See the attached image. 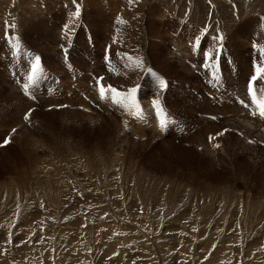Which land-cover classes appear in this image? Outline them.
<instances>
[{
	"label": "rangeland",
	"instance_id": "374dc122",
	"mask_svg": "<svg viewBox=\"0 0 264 264\" xmlns=\"http://www.w3.org/2000/svg\"><path fill=\"white\" fill-rule=\"evenodd\" d=\"M99 1L87 9L83 20L73 19L69 25L56 20L63 18L59 3L52 10L54 16L31 18L23 17L26 9L18 10L19 0H11L7 10L1 4L2 26L12 19L21 20L20 31L0 36V264H55L51 255L61 247L60 254L76 248L84 251L90 256L86 258L89 264L119 260L121 264H242L243 260L264 264V142L255 131L248 132L254 143L247 142L242 136L246 128L221 123L222 118L213 120L217 124L212 125L204 112L217 107L201 93L206 89L203 81L210 87L211 83L220 85L217 68L218 83L203 68L212 70V59L225 44L227 49L235 44L247 53L255 49L259 59L264 57V0H147L145 23L143 26L139 21L137 35L128 24L127 32L121 31L123 24L113 21L116 18L108 10L107 18L104 14L101 17L106 21L99 24ZM165 7L179 22L160 20V9ZM180 19L185 21L180 23ZM142 30L147 31V39L140 35ZM174 40L178 49L172 46ZM148 45L158 53L145 54ZM211 48L217 52L211 53ZM13 50L16 54L10 56ZM61 52L68 54L71 69H65ZM37 56L48 75L56 73L54 80L42 74L51 86L57 81L55 92L45 103L23 90L28 82L25 76L34 75ZM14 57L23 60L17 73H12L16 69ZM202 58L207 59L199 63ZM248 60L245 57L246 68L240 74L247 71ZM159 63L166 65L164 72ZM221 65L230 72L229 65ZM201 86L200 93L193 94ZM40 87L46 90L43 84ZM33 98L40 103L28 121L23 111L36 105L30 102ZM153 101H159V107ZM133 103L142 109L140 115ZM50 104L55 107L49 109ZM17 108L22 110L19 114ZM163 119L166 126L158 130L154 121ZM179 119L197 128L184 135L177 128ZM228 126L233 129L221 133ZM207 130L214 133L207 132L201 140ZM9 134L12 141L2 145ZM43 179L48 181L46 187H41ZM68 181L72 189L66 187ZM60 183L62 199L57 201L49 189ZM71 196L73 201L76 198L73 206L86 197L85 204L105 203L101 207L109 205L111 214L101 212L104 221L90 231L83 220L65 216ZM56 207L57 213L52 211ZM112 216L122 219L115 224L117 228L111 226ZM84 227L89 229L92 242L101 239L105 248L94 254L93 250L89 249L90 254L83 250L87 249L82 244L87 240L81 236ZM148 229L162 234L159 241L151 242L145 234ZM112 232L124 236L121 239L126 242L125 237L135 234L150 248L140 253L127 245L132 253L104 261V252L115 237ZM114 241L113 250L120 242ZM155 243L158 246L154 247ZM1 252L12 261L5 263Z\"/></svg>",
	"mask_w": 264,
	"mask_h": 264
},
{
	"label": "bare ground",
	"instance_id": "6f19581e",
	"mask_svg": "<svg viewBox=\"0 0 264 264\" xmlns=\"http://www.w3.org/2000/svg\"><path fill=\"white\" fill-rule=\"evenodd\" d=\"M94 1L95 0H76V2L75 3H73V0H19V6H18V10L20 9V8H22V9H26L25 10V12L26 13H22V15H23V17L24 18H31V17H34V16H39V15H49V16H54L53 14L55 13V11L53 12L52 10H54V9H56V8H54L56 5H57V3H59L58 5H60L61 7H60V11L62 12V16H63V18L61 17V19L59 18V19H56L57 21H59V22H62V23H66V24H68V23H70L71 22V20H73V19H76L77 21H79V20H83V16H84V18H85V12L87 11V9H89L90 8V6L94 3ZM105 1H107V2H105ZM100 0L99 2H100V5H101V7H102V10H101V12L99 13L100 14V18L97 20V21H99L98 23L100 24V23H103V22H105L106 21V19H104L105 17L107 18V10H108V12L111 14V16H114L115 18H113V19H115V20H113V21H115V22H119V23H121V24H123L121 27H120V30L122 31L123 29H125V31L127 32V30H126V26H127V24L132 28V31H133V34H138L137 33V31H138V29H139V21L141 22V24L144 26V23H145V20L143 19V16L144 15H146L145 14V10L143 11V9H144V7H145V4H146V1L147 0ZM10 2H11V0H0V16H2V7H1V4H2V6H3V8H6L5 10H7L8 9V7H9V5H10ZM15 2V1H14ZM61 2L63 3V5L61 4ZM104 2V3H103ZM153 2V1H152ZM12 3V2H11ZM108 5H107V4ZM155 3V2H154ZM26 4H28L29 6L28 7H26L25 5ZM156 4H160V3H156ZM77 5L79 6V9H81L82 10V12H79V15H77L76 14V8H77ZM163 5V4H162ZM14 6H15V4H14ZM25 6V7H24ZM153 6V5H152ZM159 6V5H158ZM59 7V6H58ZM156 8V7H155ZM155 8H153V9H155ZM158 8V7H157ZM166 8V7H165ZM58 9V8H57ZM149 9V8H148ZM21 10V9H20ZM34 10V11H33ZM136 10H142V12H135ZM161 10V11H160ZM159 11L161 12V13H159L161 16H160V20L161 21H165V20H169V19H171L172 21H174V19L177 21V22H179V18H174V17H172V12H170V10H168L167 8L165 9V10H163L162 11V9H160ZM17 11V10H16ZM24 11V10H23ZM134 11V12H133ZM150 11V10H149ZM151 12H153V11H151ZM86 13H88V12H86ZM146 13H148L147 12V10H146ZM104 14V20H102L101 19V17H102V15ZM151 14V13H150ZM153 14V13H152ZM111 19V18H110ZM141 19V20H140ZM5 20V19H4ZM19 20H21V18L20 19H12V21L10 22V23H7L5 26H2V24H4V23H2L1 21V23H0V36L1 37H3L6 33H8L9 35L12 33L11 31L13 30H15V29H17L18 31H20V28H19ZM112 20V19H111ZM111 20H109V21H111ZM15 21V22H14ZM185 20H182V19H180V23H182V22H184ZM123 22V23H122ZM108 23V22H107ZM24 24V23H23ZM112 24V23H111ZM244 24V23H243ZM69 25V24H68ZM119 25V24H118ZM182 25V24H181ZM241 25H242V23H241ZM240 25V26H241ZM114 26V25H113ZM237 26H239V25H237ZM112 27V26H111ZM137 27H138V29H137ZM116 28H117V26H116ZM121 28H123V29H121ZM115 30V27H113V31ZM119 30V29H118ZM179 30V29H178ZM149 31V30H148ZM115 32V31H114ZM143 32V33H142ZM142 32H141V34L140 35H142V37H144V39H147L148 38V33H147V31H145V30H142ZM62 35V34H61ZM264 36V35H263ZM145 37H147V38H145ZM65 38V37H64ZM139 40V39H138ZM182 40V39H181ZM140 41V40H139ZM146 41H148V40H146ZM177 40L175 41L174 40V42H173V44H172V46L174 45L176 48H177ZM184 42V41H183ZM186 42V41H185ZM132 44V43H131ZM180 44V43H179ZM188 44V43H187ZM187 44H186V47H187ZM243 44V43H242ZM129 45V44H128ZM146 46H147V44H146ZM127 47V46H126ZM153 47H155L154 45H153ZM195 47H197V46H195ZM188 48V47H187ZM178 49V48H177ZM180 49V48H179ZM195 49V48H194ZM122 50V49H121ZM124 50V49H123ZM181 50V49H180ZM149 51L151 52V54H153V53H158V51L156 50V49H153L151 46H149L148 45V50L146 51V53L145 54H148L149 53ZM189 51V50H188ZM178 53V52H177ZM190 53H191V55H190V57H192L193 55H194V53H195V50L194 51H190ZM227 53H229L230 55H231V57L232 58H234V60H235V64H236V66H242L243 67V69H241V68H239L240 69V71H239V75H233V76H231L232 78L231 79H229V81H228V86H229V88H230V90H232V91H238V92H240V91H243V90H245L246 89V85H247V80H248V78H249V76H250V74L252 73V67H251V70H250V66H251V60H250V63H249V67H247V71L246 72H244V73H242V74H240L241 73V71L242 70H244L245 68H246V66H245V57H247L248 59H252V58H258V56H257V53H256V50L255 49H251V51L249 50V52L247 53V52H244V51H242L237 45H235V44H232L230 47H229V49H227ZM186 55H188V52H187V54ZM263 55H264V52H263ZM189 56V55H188ZM220 56V53H216L215 54V59L216 58H218ZM249 56H250V58H249ZM155 59V58H154ZM258 60L260 61V63H261V65H262V63L264 64V57L262 58V59H259L258 58ZM165 61V63L164 64H166L167 63V61L166 60H164ZM181 62V60H179L178 61V63H180ZM161 63H159V65H158V67H161L162 69V72H164L165 71V68L164 67H166V65L163 67V66H161L160 65ZM48 63L46 64V68L48 67ZM155 67V66H154ZM44 74H47L46 72H45V69H44V66L43 65H41V67L39 66L38 67ZM159 69V68H158ZM169 70V69H168ZM166 73V72H165ZM246 75V76H245ZM172 77V76H171ZM263 78L262 77H260L259 78V82H257V84H262L263 83ZM264 86V85H263ZM63 93V92H62ZM231 95L229 94V97H230ZM231 99V98H230ZM229 99V100H230ZM44 103H45V99H44ZM50 103H52V102H50ZM70 103V102H69ZM54 104V103H53ZM63 104V103H62ZM47 105V104H46ZM51 105V104H50ZM234 105V106H233ZM233 105H228V106H223V107H217V108H215L214 109V111H207L206 113H212V114H217V115H219V116H222L223 117V120L221 121V123H226V124H228V125H238L240 128H246V131H245V129H244V132H242L243 133V139H245L247 142H248V139L250 138V137H248L249 135H248V132H253V131H255V132H257L259 135H260V138H261V140L260 141H262V142H264V129H263V126H264V122L263 121H261V120H259V119H254V118H250L249 116H247V115H243L242 114V111H243V109H242V107H240L239 105H235V103H233ZM32 106H34V104H31L27 109H29L30 107H32ZM27 109L26 110H24L23 112H26L27 111ZM218 110H222V112H218ZM19 111H22L21 109H19V108H17V113L19 114ZM65 112V111H64ZM32 113H34V111L32 112ZM75 113V112H74ZM15 114H16V112H15ZM25 115V114H24ZM23 116V115H22ZM19 116H17V118H18ZM26 119L28 120V121H30L31 120V117H29V116H27L26 115ZM28 117H29V119H28ZM90 117V116H89ZM94 118V117H93ZM226 118H235V119H228V120H226ZM204 119V118H203ZM18 120V119H17ZM210 121H212V125H215L216 126V124L217 123H215L213 120H210ZM140 122V121H139ZM155 122V121H154ZM130 123L131 122H129L128 124L130 125ZM231 126H228V128L230 127L231 129H233V127H231ZM156 127V126H155ZM142 132H145V131H143L142 130V128L141 127H138ZM216 128H218V127H216ZM158 129V128H157ZM236 129V128H235ZM159 130V129H158ZM207 132H209V133H211V132H213V130H207L206 131V134L205 135H202V137H200L201 138V140L203 139V136L205 137V136H207ZM214 133V132H213ZM141 134V133H140ZM142 134H146V133H142ZM142 134H141V136H142ZM3 136H5V135H3ZM238 138V137H237ZM250 139H254V138H250ZM200 140V139H199ZM259 140V139H258ZM240 141V140H239ZM210 146V145H209ZM52 168H54V167H52ZM56 168V167H55ZM49 169H51V167L49 168ZM53 170H55V169H53ZM45 172V171H44ZM48 173V172H47ZM49 174V173H48ZM48 174H46L47 176H48ZM46 175H43V176H46ZM38 176V175H37ZM47 176H46V178H47ZM52 176H53V174H52ZM51 176V177H52ZM57 177V176H56ZM45 178V179H46ZM45 179H43V183H42V185L43 184H46V185H41V187H46L47 186V184H48V181L46 182L45 181ZM49 178H47L46 180H48ZM50 180V179H49ZM55 180H56V178H55ZM60 180V179H59ZM50 182V181H49ZM70 181H68L67 183H66V187L67 186H69V187H71V189H72V183H69ZM39 183V182H38ZM61 186H62V183H60V185L59 186H56V187H54V188H51V189H49L50 191H52V193H51V195L53 194H55L56 195V197H57V201H59L60 199H62L61 198V194H60V190H61ZM78 187V186H77ZM32 189V188H31ZM77 189V188H76ZM44 190V189H43ZM99 190V189H98ZM34 192H37L36 190L34 191ZM95 193V192H94ZM63 194V193H62ZM69 194L70 193H67V191H66V195L68 196V197H70L69 196ZM93 194V193H92ZM91 194V195H92ZM46 195V194H45ZM71 195V194H70ZM76 195V194H75ZM74 195V196H75ZM90 195V196H91ZM96 195H97V193H96ZM33 196L36 198V196H35V194L33 193ZM98 196V195H97ZM33 198V197H32ZM98 198V197H97ZM107 198V197H106ZM136 198H137V196H136ZM34 199V198H33ZM32 199V200H33ZM37 199V198H36ZM35 199V200H36ZM67 199V198H66ZM75 200L74 201H76V198H74ZM84 199H85V201L87 200V198L86 197H82V200H80L79 202V204L77 205V206H73V203H74V201H73V197L71 196V198L69 199L70 201H69V203H70V206H69V208H67V211H66V214H65V216H69L70 218H74V217H76V218H79V219H81V220H83V222H82V224L84 225V223L86 222V226H88V225H90V231H94V229H93V227L94 226H96V224H97V222H99V223H102L103 221H104V218L102 217V214H101V212H106V214L108 215L110 212H111V210L112 209H110L109 208V205H107L106 207H101L103 204H101V203H88V204H85V202H83L84 201ZM96 199V198H95ZM138 199V198H137ZM45 200V199H44ZM57 201H56V203H57ZM61 201V200H60ZM227 202V201H226ZM61 203V202H60ZM63 203V202H62ZM61 203V204H62ZM66 203V202H65ZM64 204V203H63ZM90 204H95L94 206L92 205L91 207H89V205ZM59 205V204H58ZM57 205V206H58ZM104 205H105V203H104ZM103 205V206H104ZM28 206V205H27ZM56 206V205H55ZM54 206V207H55ZM96 206V207H95ZM46 207V206H45ZM44 207V208H45ZM93 207H95V208H93ZM159 207V206H158ZM217 207V206H216ZM47 208V207H46ZM50 208V207H49ZM49 208H47V211L48 210H50ZM60 208H61V206H60ZM57 210V207L56 208H54L52 211H54V212H56V210ZM59 210V209H58ZM212 211V210H211ZM42 212H46V209H44ZM53 212V213H54ZM60 212H62V211H60ZM213 212V211H212ZM57 213V212H56ZM59 213V212H58ZM188 213V212H187ZM44 214H46L48 217H50V216H52L53 214H50L49 215V213L47 214V213H44ZM104 214V213H103ZM111 214V213H110ZM9 216V215H8ZM46 216V217H47ZM56 216V215H55ZM111 216V215H110ZM218 216V215H217ZM53 217V216H52ZM114 216H112L111 217V219H113L112 221L114 222L113 223V225H111L112 227H114V228H117V227H115V224H117L118 222L120 223V221L122 220H120V221H118V220H115V218H113ZM193 217V216H192ZM44 218V217H43ZM75 218V219H76ZM120 218H122V217H120ZM221 218V217H220ZM77 220V219H76ZM207 220V219H206ZM211 220V219H210ZM218 220H220V219H218ZM227 221V220H226ZM190 222V221H189ZM231 222H233V221H231ZM124 223V222H123ZM47 224V223H46ZM80 224V223H79ZM219 224V223H218ZM234 224V223H233ZM185 225V224H184ZM206 225V224H205ZM225 225V224H224ZM244 225V224H243ZM127 227V226H126ZM126 227H124L125 229H126ZM87 228V227H86ZM180 228V227H179ZM201 228V227H200ZM49 229H51V228H49ZM84 229V231H82L81 232V236H85L86 237V242L85 243H82L83 245H85L86 246V248L87 249H83V250H86V252L87 253H89L90 254V251H89V249L90 250H93L94 252H92L93 254L96 252L97 253V251H101V247H103V248H105V243L102 241V242H100L101 241V239H99V241H97V239L96 238H98L97 236H96V240H94V242H92L93 240L90 238V233H89V229L87 230V229H85V227L83 228ZM203 229V228H202ZM218 230V229H217ZM112 231V230H111ZM213 231H214V229H213ZM215 231H216V229H215ZM223 232V231H222ZM92 233V232H91ZM103 233V232H102ZM101 233V234H102ZM107 233V232H106ZM109 233V232H108ZM113 233V232H112ZM115 233V232H114ZM112 234V235H115V234ZM164 233H165V231H164ZM186 233H187V231H186ZM110 234V233H109ZM123 234H125V232L123 233ZM127 234V233H126ZM145 234L147 235V237L148 238H151L150 240H152L151 242H157V241H159V237L160 236H162V234H160L159 232H156V231H154V229H153V231H151V230H146L145 231ZM120 234H118V232H117V234L115 235V237L113 236V239L110 241V239L108 240V241H110V245H109V247L110 248H108V249H104L105 250V255H104V257L106 258V259H103L104 261L105 260H108V259H110V258H113V260H115V258H121L120 256L123 254V253H132V251H135V252H137L138 250H140V253H142V252H144V249H149L150 248V246L147 244V243H144V242H141V240L139 239V238H137L136 237V235L135 234H130V237L128 236V237H125V238H127V240H129V242L127 243L126 242V240L125 239H121L122 237H124V236H122V237H120L119 236ZM164 235V234H163ZM216 235H217V233H216ZM225 235V234H224ZM260 235V234H259ZM127 236V235H126ZM106 238H107V236H105ZM220 237V236H219ZM100 238V237H99ZM103 238H104V236H103ZM217 238V237H216ZM68 239V238H67ZM115 239H117V241H120V242H118V246H116V248L113 250V247H115V244L117 243V242H115L114 240ZM121 239V240H120ZM222 239V238H221ZM235 239V238H234ZM261 239V238H260ZM63 240V239H62ZM73 240V239H72ZM160 240H161V238H160ZM64 241V240H63ZM104 241H105V239H104ZM107 241V242H108ZM210 241V240H209ZM233 241V240H232ZM52 243H53V241H51ZM50 242V243H51ZM59 242V241H58ZM106 242V243H107ZM188 243H190L189 241H187ZM60 243V242H59ZM64 243H65V241H64ZM69 243V242H68ZM72 243V242H71ZM211 243V242H210ZM252 243V242H251ZM70 244V243H69ZM18 243H17V245H16V248H15V250H17V247H18ZM54 245V244H53ZM65 245H68V244H65ZM64 245V246H65ZM72 245H73V243H72ZM78 245V244H77ZM127 245H129L130 246V248L131 249H133L132 251L130 250V248L127 246ZM152 245V244H151ZM154 245V247L157 245L158 246V244H153ZM152 245V246H153ZM8 246H10V245H8ZM60 246V245H59ZM161 246V245H160ZM253 246V245H252ZM185 247H187V246H185ZM190 247V246H189ZM207 247V246H206ZM211 247V246H210ZM254 247V246H253ZM3 248V247H2ZM9 248V247H8ZM50 248H51V245H50ZM61 248H63V247H61ZM61 248L59 249V250H61ZM205 248V247H204ZM54 249L55 248H53L52 247V250L54 251ZM184 249V248H183ZM251 249V248H250ZM255 249V248H254ZM6 250H10V248L9 249H6ZM14 250V249H13ZM14 250V251H15ZM26 250V249H25ZM59 250H57V251H55L56 253H54V255L52 254L51 256L54 258V262H55V264H70L71 262H73L74 264L75 263H79V264H89L88 263V261H87V257H90L89 255H87L84 251H79L77 248L74 250L73 249V251H71V252H66L65 250L60 254V252H59ZM103 250V249H102ZM113 250V251H112ZM111 251V252H110ZM103 252V251H102ZM179 252V251H178ZM196 252V251H195ZM198 252V251H197ZM226 252V251H225ZM228 252V251H227ZM134 253V252H133ZM181 253V252H180ZM240 253V252H239ZM1 254H2V258H3V252H1ZM12 254H14V253H10L9 255H11L12 256ZM50 254V253H49ZM100 254V253H99ZM195 254V253H194ZM55 255L58 257L57 259H56V257H55ZM124 255V254H123ZM126 256H127V254H125ZM124 255V256H125ZM228 256H230V254H227ZM226 255V256H227ZM232 255H234V254H232L231 253V256ZM258 255V254H257ZM263 255V254H262ZM24 257H25V255H23ZM51 256H50V259H51ZM103 255H101L100 257H102ZM125 256V257H126ZM235 256V255H234ZM237 256V255H236ZM0 257H1V255H0ZM98 257V256H97ZM96 257V258H97ZM103 257V258H104ZM202 257V256H201ZM205 257V256H204ZM238 257V256H237ZM258 258H257V260L259 259V256H257ZM87 258V259H86ZM91 258H93V257H91ZM99 258V257H98ZM122 258H123V256H122ZM200 258V257H199ZM231 258V257H230ZM239 258H241V257H239ZM262 258V257H261ZM58 259H61V261H59ZM68 259H70V261H67ZM72 259L73 260H77V261H72ZM102 259V258H101ZM129 259V258H128ZM162 260L164 259V258H161ZM251 259V258H250ZM1 260V259H0ZM6 260V261H5ZM35 260V259H34ZM103 260H102V262H103ZM111 260V259H110ZM139 260V259H138ZM226 260H228L227 258H226ZM3 261L5 262V263H7L8 261H12V260H10V258L7 256V255H5L4 256V258H3ZM231 261V260H230ZM235 261V260H234ZM237 261V260H236ZM242 261V260H241ZM35 262V261H34ZM47 261H45V263L44 264H52V262L50 261L49 263H46ZM90 262H95V261H90ZM99 262H101V261H99ZM106 262H110V261H106ZM124 262V261H123ZM131 262V261H130ZM161 262V261H160ZM239 262H240V260H239ZM2 263V262H1ZM17 263V262H16ZM36 263V262H35ZM98 263V262H97ZM126 263V262H125ZM135 263V262H134ZM161 263H165V260L164 261H162ZM208 264H211V261H208L207 262ZM207 263H205V264H207ZM221 263V262H220ZM238 263V262H237ZM241 263V262H240ZM257 263V262H256ZM4 264V263H3ZM11 264H15V263H11ZM21 264V263H20ZM26 264V263H25ZM28 264H31V263H28ZM38 264V263H37ZM39 264H43V263H39ZM110 264H121V262H120V260L119 261H113V262H111ZM123 264V263H122ZM127 264V263H126ZM132 264V263H131ZM136 264H138V263H136ZM197 264H200V263H197ZM242 264H247L246 262H244V260L242 261ZM248 264H253V263H248ZM261 264V263H260Z\"/></svg>",
	"mask_w": 264,
	"mask_h": 264
},
{
	"label": "snow or ice",
	"instance_id": "6c2138e0",
	"mask_svg": "<svg viewBox=\"0 0 264 264\" xmlns=\"http://www.w3.org/2000/svg\"><path fill=\"white\" fill-rule=\"evenodd\" d=\"M75 2H76V0H73V3H75ZM76 14L79 15V6L78 5H77V8H76ZM220 39H223V37H220ZM39 60H40V58L37 57L36 58V65L33 67V73H35L37 68L39 67ZM260 77H264V67H259L258 66L257 69H256V75L251 77V82L249 84V91L252 93V98H253L254 101H256V92H255V88H254V83ZM160 84H161V86H164L165 82L163 80H161ZM109 87H111V86H109ZM112 91H115V90L113 89ZM135 92H136V89L133 88L131 90V94L133 95V97H134ZM101 95H102V97H104V87H103V85H101ZM116 95H121V94L120 93H116ZM241 102L243 103V101H241ZM153 103L157 107H159V101H153ZM257 105H258V109H259V115L261 117H264V101H257ZM133 106L135 108H137V110H138L136 114L140 115V113L142 112V109L139 108V105L133 103ZM253 114L255 115L256 113H253ZM161 125H162V127L166 126L165 125V121L162 120L161 121ZM215 146L216 147H220V145H215Z\"/></svg>",
	"mask_w": 264,
	"mask_h": 264
}]
</instances>
